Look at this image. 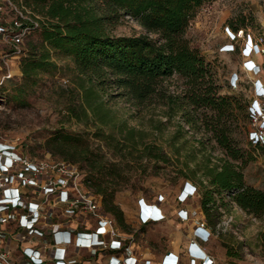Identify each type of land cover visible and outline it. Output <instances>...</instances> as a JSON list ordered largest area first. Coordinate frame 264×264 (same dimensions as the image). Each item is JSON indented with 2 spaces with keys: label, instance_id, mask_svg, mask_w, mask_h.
<instances>
[{
  "label": "rangeland",
  "instance_id": "rangeland-1",
  "mask_svg": "<svg viewBox=\"0 0 264 264\" xmlns=\"http://www.w3.org/2000/svg\"><path fill=\"white\" fill-rule=\"evenodd\" d=\"M24 1L15 3L18 10L43 19ZM16 14L14 7H7L2 12V21H12ZM240 30L243 33H239ZM144 32V28L130 17L122 18L112 30L116 35ZM232 32L237 35L233 42ZM185 37L190 46L198 49L212 64L219 85L218 95L231 104L230 114L222 117L221 124L227 126L237 146L251 158L243 170L245 183L264 190V131L261 132L264 127V52L246 56L244 51L255 43L262 42L264 47V0H205L195 9ZM231 43L233 50L222 49ZM34 47L37 52L42 49L39 30L24 39L23 52L18 56L11 53L12 46L0 37V143L9 145L18 156L13 170L19 172L28 164L39 168V172L26 171L27 182L33 178L37 180L35 188L21 187V190L27 199L40 205L41 226L48 234L47 240L41 239L45 246L51 245L49 234L55 230L78 228L79 215H69L67 209L80 212V193L87 195V191H93L84 180L89 173L87 163H73L65 157L74 156L72 151H63L49 143L55 133L64 130L82 136L88 147L100 152L109 164H118L117 170L123 178L115 202L123 210L129 225L121 228L116 222V232L126 248L120 251V258L129 252L138 259L136 264H145L146 259H150L151 264H162L164 255L176 250L181 253L180 264H201L198 259L193 261L191 256L192 245L196 242L214 264H264L261 239L264 217L249 214L229 199L222 202L221 216L214 227L208 226L212 230L210 240L203 242L196 235L198 221H205L200 207L203 185L200 179H187L181 170L186 165L203 166L204 158L216 164L227 158L201 121L207 115L216 122L219 112L187 107L195 117H201L193 126L185 121L183 114H172L160 99L137 105L112 84H107L105 90L95 86L91 91L87 76L78 72L73 59L54 51L51 52L53 65L40 71L33 85L22 88V60ZM6 53L9 54L5 57L8 66L1 58ZM248 60L256 67L248 66ZM8 73L11 79L3 80L2 76ZM163 87L168 93L177 95H184L187 90L185 79L177 73L165 80ZM254 110L256 114H253ZM255 131L259 133L263 147L250 145L249 140L256 137L251 133ZM144 142L161 146L170 162L155 164L144 159L142 163L146 167L140 165L134 144L139 147ZM64 166L79 173L74 183L80 190L77 191L78 200L65 202L60 198L63 186L58 185L57 180L63 176ZM198 176L205 180L201 172ZM51 180L55 183L54 191L46 192L43 185ZM188 182L197 184L198 192L183 200ZM206 183L205 180L203 184ZM142 199L148 204L163 199L161 207L166 219L143 224L140 220ZM93 221L88 231L95 230L96 217ZM77 232L72 234V244L66 245L69 254L79 255L90 264H109V261L105 263L108 256L102 253L103 250L77 249L74 245Z\"/></svg>",
  "mask_w": 264,
  "mask_h": 264
},
{
  "label": "trees",
  "instance_id": "trees-1",
  "mask_svg": "<svg viewBox=\"0 0 264 264\" xmlns=\"http://www.w3.org/2000/svg\"><path fill=\"white\" fill-rule=\"evenodd\" d=\"M204 1L25 0V5L43 16L40 26L34 30L41 32L42 49L37 52L34 47L23 58L21 86L33 85L36 75L53 65L51 52L54 51L73 59L78 72L87 76L91 91L95 86L105 90L107 84H112L137 105L160 99L172 114H183L185 121L193 126L201 117H195L187 107L219 112L216 122L207 115L201 121L211 138L226 152L227 158L221 164L204 158L203 166L186 165L181 170L190 181L200 179L203 185L200 207L208 226L214 227L221 216L222 202L227 199L249 214L264 217V190L245 183L243 170L251 158L237 146L227 126L221 124L222 117L230 114L231 104L218 95L219 85L212 64L198 49L192 48L185 37L195 9ZM125 17L136 20L145 32L139 35L113 34V28ZM175 73L185 79L187 90L184 95L164 90L163 83ZM49 143L63 151H72L74 156L65 157L73 163H87L89 173L85 182L117 224L128 228L124 212L115 202L123 178L117 170L118 164H109L100 152L88 147L82 136L64 130L55 133ZM249 143L263 147L262 142L249 140ZM134 147L140 163L144 159L155 164L170 162L169 155L155 143L144 142L139 147L134 144ZM140 165L146 167L143 163ZM200 172L207 181L206 185L198 176ZM261 239L264 243V232Z\"/></svg>",
  "mask_w": 264,
  "mask_h": 264
},
{
  "label": "built area",
  "instance_id": "built-area-1",
  "mask_svg": "<svg viewBox=\"0 0 264 264\" xmlns=\"http://www.w3.org/2000/svg\"><path fill=\"white\" fill-rule=\"evenodd\" d=\"M17 1L0 0V37L5 38L8 44L12 46L11 53L15 56L22 54L24 39L40 26L41 20V17L34 13L28 15L22 10H18V4H15ZM7 7H14L17 10L16 18L9 22L2 21V12ZM239 33H243V30H240ZM232 34L231 41L233 42L237 35L234 32ZM262 45L261 42V44L255 43L249 46L248 50L244 49L245 55L250 56L252 53L264 52ZM233 48L232 43L222 47L225 51L233 50ZM8 56V53L1 56L6 66H8V63L5 57ZM247 65L256 67L252 60H248ZM10 77L11 74L9 73L2 76L3 80ZM253 114H256V110ZM263 131L264 127L261 128V132ZM251 134L256 136L252 139L254 142H262L258 132L255 131ZM10 149L11 152H8ZM17 158V154L12 151L9 145L0 143V264H90L89 260H84L79 255L72 256L69 254L66 247V245L72 244V234L77 230L78 235L74 244L77 249L103 250L102 253L108 256L109 264L137 263L138 259L129 252L125 257L120 258V251L126 250L125 242L121 240L116 232L115 219L109 216L101 207L100 198L92 190L87 191V195L80 193L81 200L78 202L80 212L75 213L74 208L67 209L69 215H79L78 228L69 227L55 230L49 234L51 245L45 246L41 239L47 240L48 234L41 226L43 215L40 211V205L34 200L27 199L24 190H21V187L28 190L35 188L34 184L37 183V180L33 178L30 179V182H27L26 171L39 172V168L35 164H28V167L25 166L23 170L17 172L13 170L17 164ZM64 168L66 170L63 172V176H60L57 180L58 185L63 186L60 191V198L65 202L78 200L77 191L80 192V190L74 187V183L79 173L70 167L64 166ZM54 184L52 180L51 182L47 181L43 185V189L46 192H53ZM196 192H198V188L188 182L182 194L183 200L195 195ZM162 201L163 199L158 200L157 203L148 204L145 200H141L140 220L143 224L162 222L166 219V213L161 207ZM184 213L187 215V212L184 211ZM94 217H96L95 230L88 231V227L94 222ZM196 230V235L201 240L204 242L210 240L212 230L208 227L206 221L199 220ZM29 241H31V244H28ZM194 244L199 245L196 242ZM93 253L96 254L97 252ZM191 253L193 261L198 259L201 264H214L210 255L204 250L194 251L192 249ZM151 262L150 259L145 260V264H151ZM162 264H180V256L170 251L164 255Z\"/></svg>",
  "mask_w": 264,
  "mask_h": 264
},
{
  "label": "crops",
  "instance_id": "crops-1",
  "mask_svg": "<svg viewBox=\"0 0 264 264\" xmlns=\"http://www.w3.org/2000/svg\"><path fill=\"white\" fill-rule=\"evenodd\" d=\"M261 87H263L262 85H260ZM192 249L194 250V251H197V250H199V251H202L203 250V248H200L199 247V245H197V244H194L193 245V247H192ZM174 252L173 253H175V254H177V255H179V256H181L180 254V252H177L176 250H173ZM105 263H108V260L106 259V262Z\"/></svg>",
  "mask_w": 264,
  "mask_h": 264
},
{
  "label": "clouds",
  "instance_id": "clouds-1",
  "mask_svg": "<svg viewBox=\"0 0 264 264\" xmlns=\"http://www.w3.org/2000/svg\"><path fill=\"white\" fill-rule=\"evenodd\" d=\"M204 242V241H203Z\"/></svg>",
  "mask_w": 264,
  "mask_h": 264
}]
</instances>
